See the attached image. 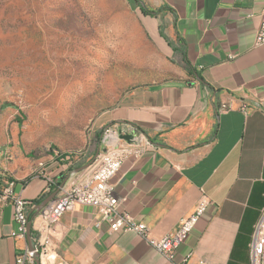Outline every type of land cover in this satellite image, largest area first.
I'll list each match as a JSON object with an SVG mask.
<instances>
[{
  "label": "crops",
  "instance_id": "1",
  "mask_svg": "<svg viewBox=\"0 0 264 264\" xmlns=\"http://www.w3.org/2000/svg\"><path fill=\"white\" fill-rule=\"evenodd\" d=\"M126 1L174 63L171 78L129 91L106 116L107 126H134L146 144L142 153L130 149L115 192L153 239L178 230L207 201L176 259L248 264L264 210V47L255 44L264 0ZM222 104L233 108L221 112ZM24 162L11 171L15 192L30 200L28 231L19 236L14 205L0 202V264H17L27 248L24 264H48L32 237L44 225L41 212L90 166L73 168L71 157L54 154ZM101 218L92 205L66 211L43 232L49 262L171 264L149 239L112 232Z\"/></svg>",
  "mask_w": 264,
  "mask_h": 264
},
{
  "label": "rangeland",
  "instance_id": "2",
  "mask_svg": "<svg viewBox=\"0 0 264 264\" xmlns=\"http://www.w3.org/2000/svg\"><path fill=\"white\" fill-rule=\"evenodd\" d=\"M173 61L126 0H0V175L50 154L91 165L108 112Z\"/></svg>",
  "mask_w": 264,
  "mask_h": 264
},
{
  "label": "built area",
  "instance_id": "3",
  "mask_svg": "<svg viewBox=\"0 0 264 264\" xmlns=\"http://www.w3.org/2000/svg\"><path fill=\"white\" fill-rule=\"evenodd\" d=\"M255 44L264 47V11L256 34ZM232 108L231 104H222L219 111L226 112ZM136 132L137 129L128 123L107 126L101 140L99 152L89 166L87 173L76 182L64 187L59 195L41 212L44 225L32 237L35 243V251L42 262L52 263L49 262L51 258L48 256L47 238L44 237L43 232L56 223L66 211L73 208L75 204L80 203L96 207L102 216L101 221L108 222L112 232H136L149 239L171 261V264H189V257L177 260L176 253L196 227L200 215L208 205L207 201H203L192 214L183 218L178 230L159 239H153L149 236L148 225L128 213L122 207L125 198H120L115 192L113 178L122 167L130 149L142 153L146 148L144 141L141 142V139H139L140 134H135ZM126 135L132 137L127 140L124 138ZM15 186V178L5 173L0 177V202L14 205L15 220L19 226V236L22 237L28 231L30 200L17 194ZM28 255L29 250L27 248L26 254L17 256V264H24ZM200 264H203V262H200ZM248 264H264V210L254 229Z\"/></svg>",
  "mask_w": 264,
  "mask_h": 264
},
{
  "label": "water",
  "instance_id": "4",
  "mask_svg": "<svg viewBox=\"0 0 264 264\" xmlns=\"http://www.w3.org/2000/svg\"><path fill=\"white\" fill-rule=\"evenodd\" d=\"M132 136L131 135H126L124 136L125 139L129 140Z\"/></svg>",
  "mask_w": 264,
  "mask_h": 264
}]
</instances>
